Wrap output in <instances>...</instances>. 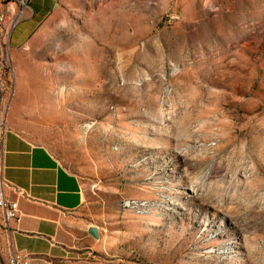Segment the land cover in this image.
<instances>
[{
	"label": "rangeland",
	"instance_id": "obj_1",
	"mask_svg": "<svg viewBox=\"0 0 264 264\" xmlns=\"http://www.w3.org/2000/svg\"><path fill=\"white\" fill-rule=\"evenodd\" d=\"M7 131L86 198L76 250L19 264H264V0H59L3 52L0 188Z\"/></svg>",
	"mask_w": 264,
	"mask_h": 264
},
{
	"label": "crops",
	"instance_id": "obj_2",
	"mask_svg": "<svg viewBox=\"0 0 264 264\" xmlns=\"http://www.w3.org/2000/svg\"><path fill=\"white\" fill-rule=\"evenodd\" d=\"M59 0H28V10L11 29L9 48L27 45ZM14 7L9 4L4 8ZM9 20L11 14L6 12ZM1 179L18 205L21 221L11 233L13 248L24 257L71 252L87 237L79 211L86 198L81 181L66 170L43 146L32 144L14 131L3 142Z\"/></svg>",
	"mask_w": 264,
	"mask_h": 264
},
{
	"label": "built area",
	"instance_id": "obj_3",
	"mask_svg": "<svg viewBox=\"0 0 264 264\" xmlns=\"http://www.w3.org/2000/svg\"><path fill=\"white\" fill-rule=\"evenodd\" d=\"M28 0H0V62H3V52H9V36L11 29L17 20L24 16L28 10ZM13 4L14 7L4 8L5 6ZM11 14L8 20L5 13ZM0 188V214L4 224L13 232L16 230L21 221V215L18 205L13 201L9 194L4 190L8 185L2 180ZM25 257L18 253L14 248L10 255V264L24 263Z\"/></svg>",
	"mask_w": 264,
	"mask_h": 264
},
{
	"label": "water",
	"instance_id": "obj_4",
	"mask_svg": "<svg viewBox=\"0 0 264 264\" xmlns=\"http://www.w3.org/2000/svg\"><path fill=\"white\" fill-rule=\"evenodd\" d=\"M89 234L93 237V238H96L97 234H96V230L95 229H90L89 230Z\"/></svg>",
	"mask_w": 264,
	"mask_h": 264
}]
</instances>
